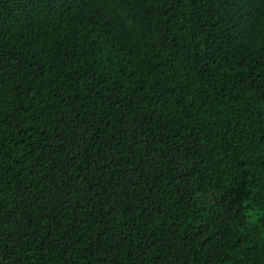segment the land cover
<instances>
[{"label": "trees", "instance_id": "trees-1", "mask_svg": "<svg viewBox=\"0 0 264 264\" xmlns=\"http://www.w3.org/2000/svg\"><path fill=\"white\" fill-rule=\"evenodd\" d=\"M0 264H264V0H0Z\"/></svg>", "mask_w": 264, "mask_h": 264}]
</instances>
